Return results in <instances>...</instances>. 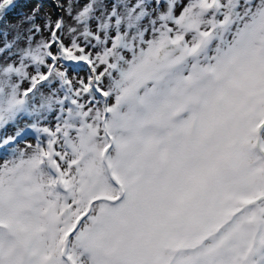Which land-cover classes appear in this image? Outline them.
I'll list each match as a JSON object with an SVG mask.
<instances>
[{
  "label": "snow or ice",
  "instance_id": "snow-or-ice-1",
  "mask_svg": "<svg viewBox=\"0 0 264 264\" xmlns=\"http://www.w3.org/2000/svg\"><path fill=\"white\" fill-rule=\"evenodd\" d=\"M59 7L0 28V264H264V0Z\"/></svg>",
  "mask_w": 264,
  "mask_h": 264
},
{
  "label": "rangeland",
  "instance_id": "rangeland-1",
  "mask_svg": "<svg viewBox=\"0 0 264 264\" xmlns=\"http://www.w3.org/2000/svg\"><path fill=\"white\" fill-rule=\"evenodd\" d=\"M19 7L15 8L6 18L0 20V28L8 27L10 33L20 32L25 33L28 28V23L25 17L28 16L34 8H38L37 23H41L45 17H51L53 20L57 16L64 15L60 4L64 0H49L41 2L40 0H17ZM83 75V73H81Z\"/></svg>",
  "mask_w": 264,
  "mask_h": 264
},
{
  "label": "water",
  "instance_id": "water-1",
  "mask_svg": "<svg viewBox=\"0 0 264 264\" xmlns=\"http://www.w3.org/2000/svg\"><path fill=\"white\" fill-rule=\"evenodd\" d=\"M40 1H41V2H45V1L48 2L49 0H40Z\"/></svg>",
  "mask_w": 264,
  "mask_h": 264
}]
</instances>
